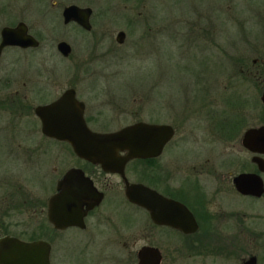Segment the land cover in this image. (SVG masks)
<instances>
[{"label": "flooded vegetation", "instance_id": "1", "mask_svg": "<svg viewBox=\"0 0 264 264\" xmlns=\"http://www.w3.org/2000/svg\"><path fill=\"white\" fill-rule=\"evenodd\" d=\"M34 1L40 11L50 14L46 25L48 27H45V23H41L36 18L25 20L22 16H18L20 9H17L15 16L6 19L8 22L0 27V41L2 28L16 26L19 22H23L27 27V32L38 41L37 45L8 44L0 51V61L3 56L10 55L7 54L8 50L15 51L14 54H11L12 59L9 64L6 61L8 66L6 69L15 73L14 77L11 78L7 73V76L0 75V108L8 114L5 118L0 119V130L9 134V137L5 138L7 144L4 145L3 155H1L3 163L0 165V237L12 235L23 240L45 239L50 242V263L54 264L53 257H51L52 239L46 238L45 231L51 228L61 236L69 229L83 231L92 224L93 226L88 230H92L94 227L102 229L103 233L101 230L98 232L103 234L106 240L105 244L114 246L122 244L127 247L135 245L138 241L140 243L134 250L131 246L126 251L128 257H105V262L102 264H110V262H112L111 264H137L139 260L137 252L142 246H151L157 253L159 252L160 257L155 264H178L180 262L186 264H264V190L260 193L243 192L237 188L234 181V177L239 173H253L260 175L264 187V169H261L259 163L254 160V156L258 155L264 159V153L245 147L241 141L245 129L250 126L244 128L240 134L241 149L245 155L243 158L240 152L237 151L238 155H236L232 151H226L225 147L230 146L231 149H234L236 143H227L226 139H232L235 136L238 126L228 129L225 117L217 116L213 122H210L209 128L213 135L216 133L217 136H215L221 140L216 143L222 145L218 148L208 149L209 151L204 152L206 153L204 157L193 151L187 172L179 178L180 166L177 163L179 159L173 160L167 155L169 147L173 148L174 146L172 140L176 132L177 108L174 107L172 110V119L169 122L161 120L159 118L161 116L157 115L162 109V104L157 96L142 103V111L149 116H142L132 122L140 120L149 124L165 123L172 126L174 132L170 139L164 143L159 153L128 159L124 165V175L128 182L142 183L163 197L183 203L191 216L189 228L186 229L166 222H156L146 206L137 204L126 196L125 180L122 174L104 170L99 163L77 155L67 140L47 134L44 118L46 120L51 118V114L44 110L39 113L37 110L57 100L64 91L71 89L72 97L76 100L75 102L73 100V103L69 102L67 106L70 109L77 108L78 103L81 102L83 117L92 130L108 132L132 123L121 124L113 129L109 128L114 123L115 107H120L119 104L116 106L115 102H122V108L119 109L125 111L126 97L123 95L121 100L116 101L111 94L106 96V88L97 89L98 83L96 82L100 81L98 78L77 76L80 66L85 65V62L78 52H74L73 41L68 37L73 39L74 36L71 34L73 30H80L86 34L88 47L93 48L101 42L104 33L107 32V29L104 28H107L108 25L99 22L94 13L92 5L95 0H86L87 2L83 4L80 3L81 0ZM225 1L233 2V0ZM70 4L91 9L88 16V27L76 19H65L64 9ZM129 18L130 16L125 21L132 20ZM232 19L246 20L237 18V16H232ZM241 27L239 26V29L241 28L239 33L242 37H240L241 39L236 37L237 39L235 38L234 41L242 42L243 37L247 40V29H244L246 25L244 27L241 25ZM57 28V31L62 30L64 34L57 36L55 34ZM119 31L124 32V40L126 36L124 29L116 31L115 40ZM220 33L224 34V31L221 29ZM203 34L205 35L203 41L199 39L195 42L199 46L203 43L201 50L204 49L206 42H210L211 30L205 29ZM222 34L218 36L219 40L214 43L220 45V49L226 52V41L222 40L224 36ZM52 39L54 41L57 39L54 46L50 44ZM62 41L69 45L67 54H64L58 47ZM234 41H231L230 44L235 43ZM248 41L244 43H248ZM50 48H53L56 56L61 60L74 56L73 70H75L76 77L52 78L49 76L50 65H46L45 60L46 56L49 58L47 52ZM202 52L204 53L205 50ZM220 56V70L223 71L226 63L225 58ZM23 60H27L28 67L21 64ZM234 64L233 71L235 72L230 73L231 78L236 76L238 71L241 76L240 81L250 85L258 84L259 80H264V55L250 59L241 56ZM0 69H2L1 62ZM28 69H32V77L23 73V70ZM109 91L108 88V93ZM63 107L66 108V105ZM111 111L112 113H110ZM243 122L244 119L239 125ZM20 132H22L21 135H19ZM216 143L212 144L217 146ZM125 152V150L120 151L121 154H125ZM171 153H174L172 149ZM173 157L175 158V154ZM8 159L12 160L14 166ZM52 160L55 162L71 160V163L60 165L58 170L57 167L50 164ZM19 165L34 169H49L47 172L52 171V183L49 185L42 182L40 185H35L34 182H31L30 184L25 177L22 178L17 174ZM69 168H80L91 181H88L89 190L94 194H99L100 199L95 202L94 195L88 194L78 197L79 203L75 209L81 214L80 222L84 223L83 226L71 224L59 228L55 227L48 218L51 197L58 192H70L71 188L81 185L74 176L63 182V176ZM129 173H133L135 177H131ZM111 177H117V179L114 180ZM61 180L63 184L61 183L59 186ZM71 184L73 187L70 188ZM35 190L39 194H36ZM118 196L121 198V202L132 205L135 210H140L139 222L134 223L138 224V228L132 229L129 226L133 224L131 222L128 224L117 223L113 215L114 212L112 214L106 208V202L113 199V202L117 203ZM91 203L93 206L88 207ZM38 207L41 212H44L45 219L38 223L37 230H35L33 211ZM119 225L122 226L119 227ZM102 227L108 229L104 231ZM38 228L42 229L38 231ZM98 232H95V235H89L88 238L92 240L98 235ZM90 259L93 258L90 257ZM95 261L99 262V260ZM82 262L94 264V261L90 262L88 259Z\"/></svg>", "mask_w": 264, "mask_h": 264}, {"label": "rangeland", "instance_id": "2", "mask_svg": "<svg viewBox=\"0 0 264 264\" xmlns=\"http://www.w3.org/2000/svg\"><path fill=\"white\" fill-rule=\"evenodd\" d=\"M85 2L87 1L81 0L80 3ZM38 7L34 0H0V27L8 22L6 19L15 16L17 9H20L18 16H22L25 20L36 18L48 27L46 25L50 14L43 13ZM92 7L98 21L108 25L104 28L107 32L104 33L101 42L96 47H88L86 34L80 30H73L71 33L73 39L68 38L73 41L74 52H78L85 62V65L80 66L77 76L98 78L100 81L96 82L97 89L106 88V96L111 94L116 101L121 100L123 95L126 97L125 111L119 109L122 108V102H115L116 106L119 104L120 107H115L114 123L109 128L113 129L142 116H149L142 111L141 106L144 101L151 100L155 96L162 104L161 111L157 113L161 116L159 117L161 120L170 122L172 110L176 107L178 113L175 118L176 132L172 140L174 146L173 148L170 146L166 153L168 158L179 159L177 163L180 166V178L187 172L193 151L204 157L206 154L204 152L209 151L208 149L222 145L216 143L221 140L216 137V133V136L213 135L209 128L210 122H213L217 116L225 117L229 129L233 127L231 122L235 115H246L245 118L243 117L244 122L235 131V136L226 139L227 143H236L234 149L225 146L226 151H232L236 155L238 151L241 157L245 158L241 149L240 134L248 126L264 123V105L260 99L264 80L250 85L240 81L241 76L238 71L233 78L229 75L235 72L233 71L235 59L241 56L250 59L264 55V0H233L232 3L225 0H95ZM129 16L132 20L129 18L131 21L126 22ZM232 16L246 20H242L243 22L233 20ZM241 25L243 27L246 25L244 29H247L246 35H249H247L248 43H244L247 41L244 37L242 42L234 41L236 37L239 39L242 37L239 33ZM118 29L126 31L125 39L121 43L115 40ZM205 29L211 30V40L205 43L203 53L201 50L203 43L199 46L195 42L199 39L203 41ZM221 29L224 34L220 33ZM57 30L58 28L55 30L57 36L64 34L62 30ZM220 34L225 36L222 40L226 41V52L220 49V45L214 43L219 40ZM56 41L57 39L55 41L52 39L50 44L54 46ZM231 41L235 43L230 44ZM48 51L49 58L46 56L45 61L46 65H50V77H76L73 70L74 56L61 60L56 56L53 48ZM14 53V50H8L7 54L10 55L2 57L0 75L5 76L7 73L11 78L14 77L15 73L6 69L8 67L6 61L9 64L12 59L11 54ZM220 55L225 58L226 63L223 71L220 70ZM21 64L28 67L27 60L21 61ZM31 70H23V73L32 77ZM6 116L8 114L0 108V119ZM227 121H231L230 124ZM238 122L240 123L241 119ZM21 134L22 132L19 133ZM6 137H9V134L0 130V165L3 163L1 155L4 145L7 144ZM212 143H216L217 146ZM171 149L174 153H171ZM8 160L13 164L11 159ZM69 162L71 163V160ZM69 162L52 160L50 164L59 170L60 165ZM48 170L19 165L16 172L22 178L25 177L30 184L34 182L35 185H40L42 182L52 183V171L47 172ZM129 174L135 177L133 173ZM111 179L116 180L117 177ZM35 193L39 194L36 190ZM120 199L118 196L117 203L109 199L106 208L112 214L114 212L117 223L131 222L133 224L129 226L132 229L138 228V224L134 223L139 222L140 210H135L132 205L123 203ZM33 213L34 227L37 230L38 223L45 219V215L39 207L35 208ZM91 226L93 225H88V228ZM88 228L83 231L69 229L61 236L51 228L45 231L46 238L52 239L51 257L54 264H90L81 263L85 259L94 261V264H102L105 262V257H128L126 251L131 246L134 250L140 244L139 241L127 247L122 244L117 246L105 244L106 240L101 234L102 229L94 227L88 230ZM102 228L104 231L108 229ZM41 229L38 228V231ZM99 230L101 232H98ZM95 232H98V235L92 240L88 238L89 235H95ZM90 257L93 259L91 260Z\"/></svg>", "mask_w": 264, "mask_h": 264}, {"label": "water", "instance_id": "3", "mask_svg": "<svg viewBox=\"0 0 264 264\" xmlns=\"http://www.w3.org/2000/svg\"><path fill=\"white\" fill-rule=\"evenodd\" d=\"M90 11L89 7L70 4L64 9V16L66 20L73 18L88 27ZM123 36L124 32L119 31L116 40L121 42ZM8 44L27 46L37 45L38 41L27 32L26 25L19 22L16 26L2 28L0 51ZM58 47L64 54L69 51V45L64 41L60 42ZM260 99L264 105V87ZM73 100L75 102L76 99L72 97V90L68 89L57 100L37 109L39 113L44 110L51 114V118L47 120L43 117L47 134L67 140L77 155L99 163L104 170L122 174L126 196L131 201L146 206L156 222L170 223L183 229L189 228L191 216L183 203L163 197L142 183L128 182L124 175V165L128 159L161 151L164 143L173 135L172 126L165 123L149 124L138 120L113 131H95L86 124L81 102L77 108L70 109L67 106L69 102L73 103ZM63 105H66V108ZM241 141L245 147L264 153V123L246 128ZM124 150L125 154H121L120 151ZM254 160L259 163L261 169H264V159L261 156H254ZM71 176L76 177L81 185L71 188L73 187L71 184L70 192H58L50 199L48 218L55 227L62 228L71 224L83 226L84 223L80 222L81 214L75 209L79 203L77 198L88 194L94 195L95 202L100 199L99 194L89 190L90 179L80 168H69L63 176V182L68 181ZM234 181L237 188L243 192L260 193L264 190L262 178L258 174L242 172L234 177ZM61 183L62 180L59 186ZM91 206L92 203L88 205ZM50 248V242L45 239L23 240L16 236L4 235L0 237V264H51ZM137 255L139 257L137 264H155L160 257L159 252L157 253L151 246H142L138 249Z\"/></svg>", "mask_w": 264, "mask_h": 264}, {"label": "trees", "instance_id": "4", "mask_svg": "<svg viewBox=\"0 0 264 264\" xmlns=\"http://www.w3.org/2000/svg\"><path fill=\"white\" fill-rule=\"evenodd\" d=\"M238 59H239V58L235 59V61L237 62ZM238 100H240L239 96H238ZM230 118H231V117H230ZM240 119H241V121H243L242 116L239 115V114H237V115H235V117L232 119L233 122H231V121H227V123L230 124V122H231V123L233 124L232 126H233V127H236V126H239V122H238V120H240ZM237 124H238V125H237ZM233 127H232V128H233Z\"/></svg>", "mask_w": 264, "mask_h": 264}]
</instances>
